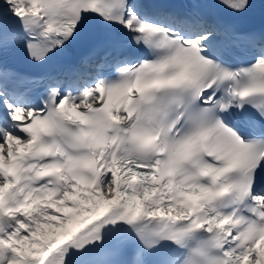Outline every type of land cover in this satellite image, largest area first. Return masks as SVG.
Segmentation results:
<instances>
[{
	"label": "snow or ice",
	"instance_id": "6c2138e0",
	"mask_svg": "<svg viewBox=\"0 0 264 264\" xmlns=\"http://www.w3.org/2000/svg\"><path fill=\"white\" fill-rule=\"evenodd\" d=\"M0 264H264V0H0Z\"/></svg>",
	"mask_w": 264,
	"mask_h": 264
}]
</instances>
